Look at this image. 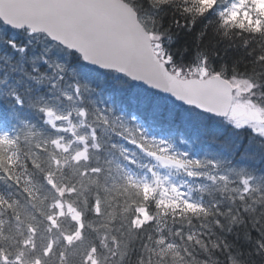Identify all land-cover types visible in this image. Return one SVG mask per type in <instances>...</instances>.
I'll list each match as a JSON object with an SVG mask.
<instances>
[{"label": "trees", "instance_id": "16d2710c", "mask_svg": "<svg viewBox=\"0 0 264 264\" xmlns=\"http://www.w3.org/2000/svg\"><path fill=\"white\" fill-rule=\"evenodd\" d=\"M127 1L143 11L149 24L167 31L166 34L173 40L175 56L180 61H190L194 52L200 51L210 62L213 61L215 66L236 68L235 70L241 71L251 79L256 78L264 83L262 36L224 33L217 29L216 23L208 20L207 14L196 19L192 17L193 23L190 13L186 11L189 7L182 0ZM7 32L10 34L13 31L0 28V35ZM2 46L0 43V48ZM8 51L10 56L14 54L10 47ZM42 71L48 77L44 83L38 84L35 92L38 91L37 97L50 102L51 97L46 95V91L52 83L59 81L65 71L59 73L60 70L56 69L57 72L53 74L45 68ZM50 73L51 75H48ZM27 78L28 74L25 80ZM23 79L20 78L19 81ZM25 86L27 89L31 87L27 83ZM21 133L15 135L13 146L6 148L0 144V182L6 174L7 165L13 171L19 172V163H22L27 170L34 171L31 176L35 185L31 190H24L19 185L15 188L11 186L13 197L9 204L12 207L7 211L0 210V264H18L19 261L23 263L27 258L26 254L14 251L17 249L11 239L17 231V224L11 221L18 219L26 228L37 224V230L42 229L41 232L49 237L47 242L51 243L52 251H55V255L52 253L42 257L33 264H118V260L120 264H201L200 258H203L204 262L207 261L206 264H264V209L240 210L239 213L234 211L222 222L220 231L212 228L204 230L207 237L201 245L197 242L184 243L187 245L183 247L181 254L173 258L169 255L155 257L153 252H149L152 248L150 241L153 240L147 237V225L130 227L127 223L122 226L121 221L110 226V205L103 202L101 214L92 210L90 194L83 192L79 181L82 179L78 176V167L66 161L54 165L48 146L43 147L37 140L26 141V135ZM13 157L20 159L14 167L8 162ZM46 177L50 179L49 185L46 183ZM111 179L113 178L109 174L88 177L90 184L98 183L95 189L99 191L105 189ZM85 197L90 198L86 204L83 202ZM57 200L62 204L59 212L54 206ZM68 204L77 207L81 222L72 217L67 210ZM132 206L134 202L131 198L129 204L125 202L123 205L127 217L134 210ZM50 215L54 217L55 225L50 224ZM19 230L22 235L25 229L22 226ZM206 242L209 243L208 247L205 246ZM20 246L18 247L23 251L24 243Z\"/></svg>", "mask_w": 264, "mask_h": 264}, {"label": "water", "instance_id": "95a60500", "mask_svg": "<svg viewBox=\"0 0 264 264\" xmlns=\"http://www.w3.org/2000/svg\"><path fill=\"white\" fill-rule=\"evenodd\" d=\"M0 19L16 28L44 31L91 64L103 63L161 89L176 88L165 83L168 74L151 56L144 29L120 0H0ZM192 87L193 99L179 96L180 91L175 97L207 107L224 93L229 96V86L218 79Z\"/></svg>", "mask_w": 264, "mask_h": 264}, {"label": "rangeland", "instance_id": "374dc122", "mask_svg": "<svg viewBox=\"0 0 264 264\" xmlns=\"http://www.w3.org/2000/svg\"><path fill=\"white\" fill-rule=\"evenodd\" d=\"M261 3V2H260ZM264 5V0H263V4H261V6H263ZM1 134H4V135H6V130L4 129V128H0V137H1ZM165 175V174H164ZM163 175V176H164ZM169 177H170V175H169Z\"/></svg>", "mask_w": 264, "mask_h": 264}]
</instances>
